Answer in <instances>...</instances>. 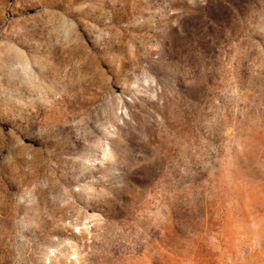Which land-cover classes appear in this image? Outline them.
Segmentation results:
<instances>
[{"label": "rangeland", "instance_id": "1", "mask_svg": "<svg viewBox=\"0 0 264 264\" xmlns=\"http://www.w3.org/2000/svg\"><path fill=\"white\" fill-rule=\"evenodd\" d=\"M0 264H264V0H0Z\"/></svg>", "mask_w": 264, "mask_h": 264}]
</instances>
